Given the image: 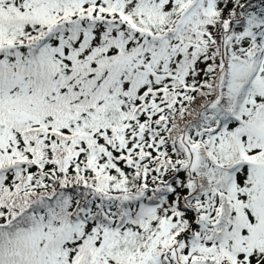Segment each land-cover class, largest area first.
I'll use <instances>...</instances> for the list:
<instances>
[{"label": "snow or ice", "instance_id": "1", "mask_svg": "<svg viewBox=\"0 0 264 264\" xmlns=\"http://www.w3.org/2000/svg\"><path fill=\"white\" fill-rule=\"evenodd\" d=\"M0 264H264V0H0Z\"/></svg>", "mask_w": 264, "mask_h": 264}]
</instances>
